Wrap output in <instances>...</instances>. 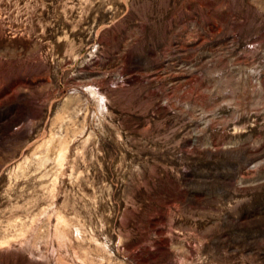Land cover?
<instances>
[{"label": "rangeland", "instance_id": "374dc122", "mask_svg": "<svg viewBox=\"0 0 264 264\" xmlns=\"http://www.w3.org/2000/svg\"><path fill=\"white\" fill-rule=\"evenodd\" d=\"M0 264H264V0H0Z\"/></svg>", "mask_w": 264, "mask_h": 264}]
</instances>
